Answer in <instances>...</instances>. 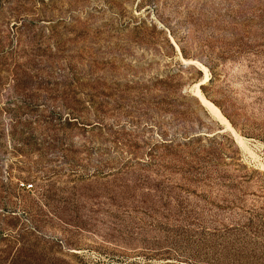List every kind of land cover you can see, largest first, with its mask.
<instances>
[{
    "label": "rangeland",
    "instance_id": "rangeland-1",
    "mask_svg": "<svg viewBox=\"0 0 264 264\" xmlns=\"http://www.w3.org/2000/svg\"><path fill=\"white\" fill-rule=\"evenodd\" d=\"M0 264H264V0H0Z\"/></svg>",
    "mask_w": 264,
    "mask_h": 264
},
{
    "label": "bare ground",
    "instance_id": "bare-ground-1",
    "mask_svg": "<svg viewBox=\"0 0 264 264\" xmlns=\"http://www.w3.org/2000/svg\"><path fill=\"white\" fill-rule=\"evenodd\" d=\"M173 43L175 44L178 52L181 54L179 47L175 43V41L172 39ZM184 62L194 63L193 61H187L182 58ZM197 63V62H196ZM197 65L200 67V69L205 73V77L202 79V81L195 85V87L191 90L192 95L196 96L197 99L200 101L201 105L216 119L220 124L227 130L230 131L237 142L246 150L250 152L251 155L254 156V153L251 152V150L247 147L246 141L244 138H242L233 128L229 120L222 114L221 110L212 102H210L204 95L201 90V85H205L209 83L210 81V75L209 71L206 67L203 65L197 63Z\"/></svg>",
    "mask_w": 264,
    "mask_h": 264
}]
</instances>
